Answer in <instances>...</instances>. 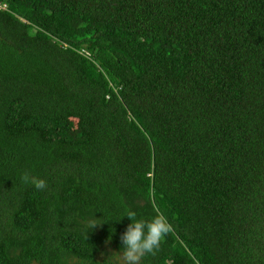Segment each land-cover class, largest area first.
<instances>
[{
	"label": "trees",
	"instance_id": "trees-1",
	"mask_svg": "<svg viewBox=\"0 0 264 264\" xmlns=\"http://www.w3.org/2000/svg\"><path fill=\"white\" fill-rule=\"evenodd\" d=\"M128 211L173 224L140 264H264V0H0V264Z\"/></svg>",
	"mask_w": 264,
	"mask_h": 264
},
{
	"label": "clouds",
	"instance_id": "clouds-1",
	"mask_svg": "<svg viewBox=\"0 0 264 264\" xmlns=\"http://www.w3.org/2000/svg\"><path fill=\"white\" fill-rule=\"evenodd\" d=\"M24 179H29L27 174ZM45 186L43 179L35 182L37 189H43ZM124 217H128L130 223L121 234V248L108 255L104 264H140L145 254H155L164 238L173 232V224L164 214L145 219L139 217L135 211H128Z\"/></svg>",
	"mask_w": 264,
	"mask_h": 264
}]
</instances>
